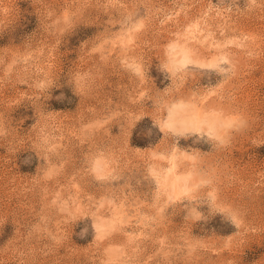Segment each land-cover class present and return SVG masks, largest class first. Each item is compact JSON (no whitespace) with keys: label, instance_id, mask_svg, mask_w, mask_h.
<instances>
[{"label":"rangeland","instance_id":"1","mask_svg":"<svg viewBox=\"0 0 264 264\" xmlns=\"http://www.w3.org/2000/svg\"><path fill=\"white\" fill-rule=\"evenodd\" d=\"M0 264H264V0H0Z\"/></svg>","mask_w":264,"mask_h":264}]
</instances>
